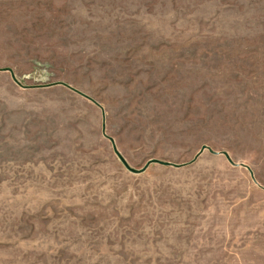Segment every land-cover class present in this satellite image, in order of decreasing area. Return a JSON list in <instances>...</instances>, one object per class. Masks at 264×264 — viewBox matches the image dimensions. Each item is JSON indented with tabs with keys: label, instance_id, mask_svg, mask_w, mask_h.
Returning <instances> with one entry per match:
<instances>
[{
	"label": "rangeland",
	"instance_id": "rangeland-1",
	"mask_svg": "<svg viewBox=\"0 0 264 264\" xmlns=\"http://www.w3.org/2000/svg\"><path fill=\"white\" fill-rule=\"evenodd\" d=\"M0 264H264V0H0Z\"/></svg>",
	"mask_w": 264,
	"mask_h": 264
},
{
	"label": "water",
	"instance_id": "water-1",
	"mask_svg": "<svg viewBox=\"0 0 264 264\" xmlns=\"http://www.w3.org/2000/svg\"><path fill=\"white\" fill-rule=\"evenodd\" d=\"M4 71H8V69H6V70H4ZM37 87H44V86H36V87H32V88H37ZM45 87H47V86H45ZM73 90V89H72ZM74 92H76V93H78L77 91H75V90H73ZM78 94H80V93H78ZM80 95H82V94H80ZM83 97H85L84 95H82ZM87 98V97H86ZM123 162V161H122ZM150 163H159V164H161V165H168L167 163H162V162H157V161H150L149 162V164ZM123 164H124V162H123ZM125 165V164H124ZM126 166V165H125ZM147 166H145L141 171H139V172H142L145 168H146ZM132 171V170H131ZM132 172H135V173H138V172H136V171H132Z\"/></svg>",
	"mask_w": 264,
	"mask_h": 264
}]
</instances>
